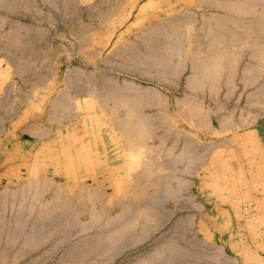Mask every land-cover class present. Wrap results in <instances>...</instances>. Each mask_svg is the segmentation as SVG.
I'll return each mask as SVG.
<instances>
[{
    "label": "rangeland",
    "instance_id": "1",
    "mask_svg": "<svg viewBox=\"0 0 264 264\" xmlns=\"http://www.w3.org/2000/svg\"><path fill=\"white\" fill-rule=\"evenodd\" d=\"M0 264H264V0H0Z\"/></svg>",
    "mask_w": 264,
    "mask_h": 264
},
{
    "label": "crops",
    "instance_id": "2",
    "mask_svg": "<svg viewBox=\"0 0 264 264\" xmlns=\"http://www.w3.org/2000/svg\"><path fill=\"white\" fill-rule=\"evenodd\" d=\"M220 32L221 31H219V33ZM219 43L223 44L225 46L228 44V42H226L224 40L220 41ZM210 81L211 80L206 79L204 77L193 78L189 83L192 84L193 86H195V88H193L191 90V92L188 93V95H190V96H217V95H220L219 93H217L213 89H206V88L202 87L206 83H210ZM212 81H214V83L212 82L213 85L215 84L214 86H219L217 88L222 90L221 86H223V83H224L223 80L215 79V80H212ZM185 84H187V82ZM146 145H147V143H146ZM133 147H134V145H133ZM137 149H140V150L142 149L143 150L142 145L137 144Z\"/></svg>",
    "mask_w": 264,
    "mask_h": 264
}]
</instances>
